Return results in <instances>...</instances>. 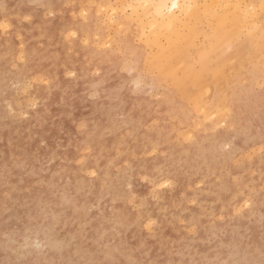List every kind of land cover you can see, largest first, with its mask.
Masks as SVG:
<instances>
[{
  "label": "rangeland",
  "instance_id": "rangeland-1",
  "mask_svg": "<svg viewBox=\"0 0 264 264\" xmlns=\"http://www.w3.org/2000/svg\"><path fill=\"white\" fill-rule=\"evenodd\" d=\"M157 1L0 0V264H264L262 0Z\"/></svg>",
  "mask_w": 264,
  "mask_h": 264
},
{
  "label": "bare ground",
  "instance_id": "bare-ground-1",
  "mask_svg": "<svg viewBox=\"0 0 264 264\" xmlns=\"http://www.w3.org/2000/svg\"><path fill=\"white\" fill-rule=\"evenodd\" d=\"M252 1H253V0H252ZM254 2H255V1H254ZM177 3H178L177 0L173 1V4L177 5ZM162 4H163V1H162V0H158L157 2L154 3L153 6H154L155 10L158 12L159 15H163V17H166L167 14L164 15V14H163V11H162V6H163ZM260 5H261V4H260ZM237 10H238V9H237ZM247 10H248V9H247ZM250 10H251V9H250ZM242 11H243V10H242ZM206 12H207V11H206ZM234 12H237V11L234 10ZM212 13H213V12H212ZM248 13H250V12H248ZM170 14H171V13H170ZM170 14H168V17H169L170 21H173L172 19H174V17H173L172 15H170ZM206 14H207V13H206ZM219 14L221 15V13H219ZM224 14H227V13L225 12ZM233 14H234V13H233ZM233 14H231L232 17L229 18V19H230V21H234V22H235V19H236V18L233 17V16H234ZM237 14H238V15L240 14L239 16H242V15H241V14H242L241 12H237ZM193 15H194V14H193ZM210 15L212 16V15H214V14H211V13H210ZM215 15H216V14H215ZM231 15H230V16H231ZM250 15H251V13H250ZM216 16H217V15H216ZM218 16H219V15H218ZM218 16H217V17H218ZM228 16H229V15H228ZM236 16H237V15H236ZM245 16H246V15L244 14V17H245ZM247 16H248V15H247ZM168 17H167V18H168ZM214 17H215V16H214ZM248 17H250V16H248ZM254 17H255V16H254ZM223 18H224V17H221V18H220V20H221L222 22H223ZM232 18H235V19H234V20H231ZM169 19H168V20H169ZM215 19H216V18H215ZM224 19H225V18H224ZM251 19H253V18H251ZM251 19H250V20H251ZM218 20H219V19H218ZM236 20H237V19H236ZM170 21H169V22H170ZM224 21L227 22L226 20H224ZM241 21H242V20H241ZM246 21H247V20H246ZM228 22H229V21H228ZM234 22H233V23H234ZM223 23H224V22H223ZM229 23H231V22H229ZM233 23H232V24H233ZM238 23H239V22H238ZM241 23H243V22H241ZM256 23H257V22H256ZM260 23H261V21H260ZM232 24H231V25H232ZM247 24L249 25L250 22L248 21V22H247L246 24H244V25L247 26ZM218 26H219V25H218ZM233 26H234V24H233ZM250 26H251V25H250ZM215 27H216V26H215ZM235 27H236V26H234V29H235ZM247 27H248V26H247ZM251 27H252V26H251ZM219 28H220V27H219ZM230 28H232V26H231ZM228 29H229V28H228ZM245 29H246V28H245ZM215 30H216V29H215ZM243 30H244V29H243ZM222 31H223V30L221 29V32H222ZM171 32H172V31H171ZM226 33H227V32H226ZM226 33H224V34H226ZM230 33H231V32H230ZM224 34H221V36L224 35ZM228 34H229V33H227V35H228ZM240 34H241V32H240ZM214 35H215V34H214ZM227 35H226V36H222V37H224V39H225V37L227 38V37L229 36V35H228V36H227ZM209 36H210V35H209ZM233 36H234V35H231V38H232ZM170 37H171V36H170ZM178 37H179V36H178ZM234 37H239V34H238V36L235 35ZM248 38H249V37H248ZM170 39H171V38H170ZM179 39H180V38H179ZM237 40H239V39L237 38ZM262 41H263V40H262ZM206 42H207V41H206ZM183 43H184V42H183ZM246 43H247V42H246ZM260 43H261V42H260ZM173 44H174V43H173ZM168 45H169V44H168ZM168 45H167V46H168ZM183 45H184V44H183ZM202 45H203V44H202ZM261 45H262V44H261ZM261 45H260V47H261ZM180 47H181V46H180ZM178 48H179V47H178ZM207 48H208V47H207ZM211 48H212V47H211ZM253 48H255V46H254ZM257 48H258V47H257ZM166 49H167V48H166ZM250 50H251V49H250ZM252 50H253V49H252ZM157 51H158V50H157ZM168 51H169V50H168ZM171 51H172V50H171ZM159 52H161V51H159ZM174 52H175V51H174ZM180 52H181V51H180ZM233 52H234V51H233ZM178 53H179V52H178ZM240 53H241V52H240ZM176 55H177V54H176ZM182 55H183V54H182ZM236 56H237V55H236ZM249 56H250V55H249ZM258 56H259V55H258ZM250 57H251V56H250ZM263 57H264V56H263ZM168 58H169V57H168ZM242 58H243V57H242ZM170 59H171V58H170ZM187 59H188V58H187ZM163 60H164V59H163ZM172 60H173V59H172ZM251 61H252V60H251ZM207 62H208V61H207ZM163 63H164V62H163ZM192 63H194V62H192ZM243 63H244V62H243ZM173 64H174V63H173ZM173 64H172V65H173ZM202 64H203V63H202ZM204 64H205V63H204ZM261 65H262V64H261ZM164 66H165V65H164ZM211 69H212V68H211ZM205 70H206V69H205ZM174 71H175V70H174ZM179 71H180V70H179ZM240 72H241V71H240ZM226 73H227V72H226ZM177 74H178V73H177ZM197 74H198V73H197ZM184 76H185V75H184ZM184 76H183V77H184ZM181 77H182V75H181ZM244 79H245V78H244ZM187 80H188V79H187ZM198 81H199V80H198ZM177 82H178V81H177ZM178 83H179V82H178ZM180 83H181V82H180ZM209 84H210V83H209ZM180 85H181V84H180ZM183 90H184V89H183ZM200 91H201V90H200ZM228 95H229V94H228Z\"/></svg>",
  "mask_w": 264,
  "mask_h": 264
},
{
  "label": "snow or ice",
  "instance_id": "snow-or-ice-1",
  "mask_svg": "<svg viewBox=\"0 0 264 264\" xmlns=\"http://www.w3.org/2000/svg\"><path fill=\"white\" fill-rule=\"evenodd\" d=\"M262 6H264V0H262ZM173 7H177V5H173Z\"/></svg>",
  "mask_w": 264,
  "mask_h": 264
}]
</instances>
